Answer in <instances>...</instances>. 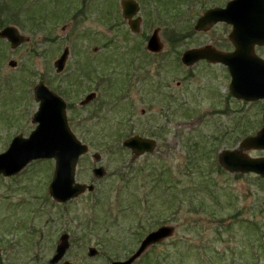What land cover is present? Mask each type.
Here are the masks:
<instances>
[{"label": "rangeland", "instance_id": "obj_1", "mask_svg": "<svg viewBox=\"0 0 264 264\" xmlns=\"http://www.w3.org/2000/svg\"><path fill=\"white\" fill-rule=\"evenodd\" d=\"M121 1L0 0V31L15 27L27 40L17 49L0 40V154L15 136L29 137L36 128L34 88L43 82L68 103L73 133L89 146L77 180L90 184L93 168L106 171L92 194L61 205L49 195L54 160L32 163L10 179L0 176V264H51L64 234L70 248L58 264H113L165 225L175 227L174 236L134 264H264V181L213 174L200 161L212 173L207 189L215 202L193 190L200 171L189 169L197 143L210 138L218 162L219 153L263 126L256 106L230 96L222 68L181 64L187 50L234 49L227 24L194 30L207 10L230 0H136L139 33L123 18ZM187 28L191 36L180 33ZM155 29L164 44L159 54L146 48ZM64 48L69 55L57 73ZM255 50L264 58L263 48ZM92 92L96 97L80 106ZM136 135L153 139L156 149L133 155L123 142ZM248 155L264 157V151ZM197 201L208 211L197 209ZM94 247L95 258L89 256Z\"/></svg>", "mask_w": 264, "mask_h": 264}, {"label": "water", "instance_id": "obj_2", "mask_svg": "<svg viewBox=\"0 0 264 264\" xmlns=\"http://www.w3.org/2000/svg\"><path fill=\"white\" fill-rule=\"evenodd\" d=\"M123 17L129 21L134 33L141 30V18L137 17L140 5L134 0H123L121 3ZM137 17V18H136ZM220 23L232 26L229 41L234 46L233 53L219 51L207 46L191 49L183 54L182 62L188 67L194 66L200 60L211 64H224L229 68L232 82L230 92L238 100L247 102L264 98V60L256 54L257 47L264 48V0H231L226 7H216L207 10L196 24V32H207ZM159 30L151 36L147 49L152 53H160L164 49ZM0 39L7 40L12 49H17L25 40L15 27H6L0 31ZM69 55L65 51L56 62L57 73L63 72ZM15 66L14 62L10 63ZM35 101L39 108L33 116L37 125L29 137H15L8 150L0 154V176L13 177L20 174L27 165L35 161L55 160V173L49 185L51 197L58 203H66L77 198L87 190L92 193L94 185L77 182L76 169L80 158L88 153V146L81 143L70 127L65 100L40 83L34 89ZM96 97L95 93L88 95L81 103L87 105ZM136 155L151 153L156 148L152 139L135 136L124 142ZM250 150L264 151V126L257 135L246 138L238 149L225 150L220 153V166L232 174H256L264 178V157L252 158ZM99 160V155L96 154ZM103 168L95 169L94 174L101 178L105 175ZM173 226H162L148 236L140 244L139 249L125 261H115L113 264H134L148 249L174 236ZM57 247L56 255L51 264H57L65 257L70 248L69 235L64 234ZM98 250L90 248L89 256L94 257ZM64 264H72L66 261Z\"/></svg>", "mask_w": 264, "mask_h": 264}, {"label": "trees", "instance_id": "obj_3", "mask_svg": "<svg viewBox=\"0 0 264 264\" xmlns=\"http://www.w3.org/2000/svg\"><path fill=\"white\" fill-rule=\"evenodd\" d=\"M181 1L184 2V3H188L189 0H181ZM169 13H171V12H169ZM180 33L182 35H184V36H191V34H192L191 29H189V28L181 30ZM173 44H174V39H173ZM211 142L212 141H210V138H209V140H207V143H205L204 145H201L200 146L199 143L196 144V147L195 148H198L197 149L198 152H200V151H203V152L198 153L195 150L194 151L192 150L190 152L189 161L191 160V156H192V158H194V162L192 163V165L194 167L196 166L197 168L195 167L196 168L195 169L193 167V168H189V169H191L192 174H197L196 173L197 172L196 170H199L200 171V176L197 175L196 178H195V179H198L199 180L198 181L199 183L198 184H195L196 185L195 186L196 188L193 189V190H196L197 193H202V194L207 193V194H209L210 197L216 202L217 201V198H215L214 195H212L211 192H209L207 188H209L210 185L214 182V179L212 178V175L211 174L212 173L214 174L215 172L216 173H219V172L224 173V171L218 165L217 161L215 160V155H212V157H211V154H213V152H214V150H213L214 147L213 146H215V143H212L211 144ZM207 157H210V158H207ZM200 161L201 162H204V161L209 162V166H210L209 168H210V170H212L211 171L212 173L210 174L211 176L207 174V168H206V173L204 172L202 166L199 164ZM236 176L239 177V176H242V174H238ZM174 182L175 181H173V183ZM171 188L173 189V186H171ZM187 191H189V190H187ZM181 201L183 203V200H181ZM196 207H197V209L200 208V210H203V211H208V209L210 208L208 206V204H206V203H204L202 201H200V202L197 201L196 202Z\"/></svg>", "mask_w": 264, "mask_h": 264}, {"label": "flooded vegetation", "instance_id": "obj_4", "mask_svg": "<svg viewBox=\"0 0 264 264\" xmlns=\"http://www.w3.org/2000/svg\"><path fill=\"white\" fill-rule=\"evenodd\" d=\"M137 3H138V1H137ZM140 4V3H139ZM141 7V6H140ZM128 24H129V22H128ZM222 24H224V23H222ZM156 30V29H155ZM0 40H4V39H0ZM147 40H149L148 38H147ZM4 41H6V40H4ZM147 44H148V41H147ZM146 44V45H147ZM146 48H147V46H146ZM259 48H263V47H257L256 49H259ZM264 49V48H263ZM234 50L235 49H233V50H230V51H222V52H226V53H233L234 52ZM219 51H221V50H219ZM256 53H257V51H256ZM257 55H258V53H257ZM259 56V55H258ZM259 57H261V56H259ZM262 59H264L263 57H261ZM181 62H182V57H181ZM201 63H203V64H208V65H210V66H218V67H220V68H222V70H224L223 72L226 74V75H228V77L231 79V82H232V77H231V74H230V71H229V68L226 66V65H224V64H220V63H217V64H211V63H208V61L207 60H200V61H198L195 65H197V64H201ZM194 65V66H195ZM185 67H187V68H192V67H194V66H192V67H188V66H186V65H184ZM230 83V82H229ZM230 85H231V83H230ZM229 91H230V86H229ZM232 96V95H231ZM87 97V96H86ZM234 98V97H233ZM234 100H236V101H238V102H241V103H246V104H251V105H254V106H256V109L258 110V115L262 118V121L264 120V98L263 99H259V100H257L256 102L255 101H253V102H244V101H239V100H237V99H234ZM83 101H81L80 102V104L82 103ZM137 136V135H136ZM133 137H135V136H133ZM141 137V136H140ZM130 138H132V137H130ZM142 138H145V137H142ZM145 139H148V138H145ZM129 150V149H128ZM131 151V150H130ZM132 153H133V151H131ZM146 154H150V153H146ZM145 154V155H146ZM87 155V154H86ZM85 155V156H86ZM134 155V154H133ZM85 156H83L81 159H80V162H81V160L85 157ZM93 157H94V159L96 158V154H94L93 155ZM96 160V159H95ZM97 162V161H96ZM100 167V166H99ZM96 168V167H95ZM95 168H93V170H92V172H91V174L93 173V171H94V169ZM93 175V174H92ZM94 177V176H93ZM95 178V177H94ZM104 178V177H103ZM102 178V179H103ZM10 179V178H9ZM95 180H98V179H94V180H92V182H90V184H94L95 183ZM95 185V184H94ZM85 194V193H84Z\"/></svg>", "mask_w": 264, "mask_h": 264}]
</instances>
